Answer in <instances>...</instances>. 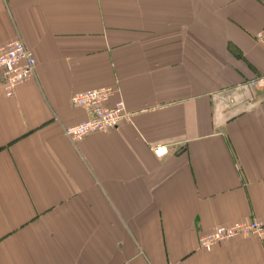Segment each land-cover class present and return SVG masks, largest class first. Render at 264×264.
Returning a JSON list of instances; mask_svg holds the SVG:
<instances>
[{
	"label": "crops",
	"instance_id": "crops-1",
	"mask_svg": "<svg viewBox=\"0 0 264 264\" xmlns=\"http://www.w3.org/2000/svg\"><path fill=\"white\" fill-rule=\"evenodd\" d=\"M264 0H0V264H264ZM109 88L129 121L71 142L73 95ZM167 147L156 157L152 150Z\"/></svg>",
	"mask_w": 264,
	"mask_h": 264
},
{
	"label": "built area",
	"instance_id": "built-area-1",
	"mask_svg": "<svg viewBox=\"0 0 264 264\" xmlns=\"http://www.w3.org/2000/svg\"><path fill=\"white\" fill-rule=\"evenodd\" d=\"M256 40L264 46V27L256 35ZM36 62L30 50L20 39L0 46V76L1 88L7 98L14 96L18 86L30 80L35 71ZM259 82L264 83V77L254 79L251 86ZM109 89L90 90L75 94L71 103L84 110L85 119L65 130L64 135L71 141L83 139L93 132H105L118 128L123 122L129 121V114L121 99L113 105L109 104ZM153 154L164 157L168 154L167 147H156ZM255 236L264 237V220L251 222H236L231 225H221L199 237V247L204 252H210L219 243L231 241L236 238Z\"/></svg>",
	"mask_w": 264,
	"mask_h": 264
},
{
	"label": "rangeland",
	"instance_id": "rangeland-1",
	"mask_svg": "<svg viewBox=\"0 0 264 264\" xmlns=\"http://www.w3.org/2000/svg\"><path fill=\"white\" fill-rule=\"evenodd\" d=\"M101 89H109V88H101ZM96 90H100V89H96ZM110 90V92L112 93V91H111V89H109ZM111 95V94H110ZM123 101V100H122ZM124 103V102H123ZM125 105V104H124ZM125 109H126V106H125ZM127 112V111H126ZM128 113V112H127ZM128 119H130V115H129V117H128ZM83 121V120H82ZM81 121V122H82ZM80 123V122H79ZM73 126V125H72ZM69 127H71V126H69ZM69 127H67V128H69ZM66 128V129H67ZM65 129V130H66ZM109 131V130H108ZM105 132H107V131H105ZM64 133H65V131H64ZM97 133H101V132H97ZM84 139V138H83ZM83 139H80V140H83ZM165 147V146H164ZM152 152H153V150H152ZM252 237H255V236H252ZM256 238H258V237H256Z\"/></svg>",
	"mask_w": 264,
	"mask_h": 264
}]
</instances>
